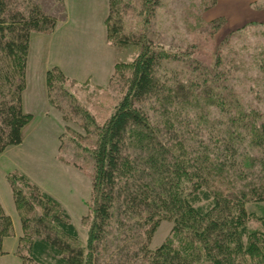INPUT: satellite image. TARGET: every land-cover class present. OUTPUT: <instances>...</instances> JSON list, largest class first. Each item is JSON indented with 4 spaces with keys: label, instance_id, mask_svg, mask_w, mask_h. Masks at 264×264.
Segmentation results:
<instances>
[{
    "label": "trees",
    "instance_id": "trees-1",
    "mask_svg": "<svg viewBox=\"0 0 264 264\" xmlns=\"http://www.w3.org/2000/svg\"><path fill=\"white\" fill-rule=\"evenodd\" d=\"M157 2L143 0L142 6L150 14ZM127 3L107 0V38L118 47L140 49L130 62L114 64L124 92L112 114L97 123L66 87L60 88L97 131L86 244L67 208L20 172L28 187L24 191L15 171L7 173L21 229L14 253L30 264H264V122L259 123V112L243 106L235 114L234 97L226 101L219 95L218 65L212 72L192 55L188 58L198 69L194 78L186 86L168 83L165 64L179 55L155 45L147 37L148 25L145 35L125 31L120 13ZM57 23L39 0H0V153L23 141L32 119L23 106L32 34L51 33ZM224 23L225 17L218 16L209 21L212 27L202 29L210 34ZM45 79L50 103L62 110L54 88L69 75L55 65ZM211 106H220L228 135L217 124H223L220 114L210 117ZM246 140L256 153L239 149ZM234 166L246 173L236 178ZM255 167L259 177L250 178ZM165 220L172 223L170 234L150 247ZM15 235L13 217L0 198V255L9 253L4 240Z\"/></svg>",
    "mask_w": 264,
    "mask_h": 264
},
{
    "label": "rangeland",
    "instance_id": "rangeland-1",
    "mask_svg": "<svg viewBox=\"0 0 264 264\" xmlns=\"http://www.w3.org/2000/svg\"><path fill=\"white\" fill-rule=\"evenodd\" d=\"M129 1L131 4L127 3L120 13L125 31H134L136 35L144 31L145 35L144 25L145 28L148 25L149 35L146 36L155 45L179 55L165 64L169 70L165 77L168 83L186 86L194 78L192 73H198L192 66L195 59L212 72L217 64L216 74L221 76L223 88L219 95L227 96L226 101L234 97V102L239 104L234 105L235 114L244 106L259 112L258 121L264 122V70L261 65L264 62V0H158L150 14L143 8V0ZM39 2L46 12L58 17V23L51 33L32 34L23 92L24 110L31 113L32 119L24 128L23 141L0 153V198L13 217L18 235L20 223L7 173L18 172L17 185L27 191L26 182L19 175L25 173L67 208L85 245L92 220L94 161L91 151L97 141V131L90 118L77 111L74 99L60 88L66 87L101 124L112 114L124 92V80L120 72L113 73L114 64L130 62L140 49L134 44L118 47L107 38L105 16L108 9L107 5L106 10L103 6L104 0H84L82 7L84 14H88L86 17L78 16L77 4L80 3L75 0ZM218 16H224L225 23L213 33L202 29L212 27L209 21ZM188 55L195 59L189 60ZM55 65L69 75L62 86L57 84L54 88V100L62 103V110L50 103L46 86V71ZM58 72L56 69L55 73ZM211 89L207 87V91ZM216 92L213 90L210 94ZM190 107L194 110L198 106ZM209 108L211 118H216L217 114L222 118L220 106ZM62 111L68 119L63 118ZM221 120L223 124L217 123L219 129L223 135H228L227 118ZM201 133L207 141L208 129L204 127ZM243 147L256 153L257 148L247 140L239 149ZM255 169L250 178L259 177V169ZM232 171L238 174L236 178L246 173L244 168L239 171L235 166ZM171 227L170 221H163L152 235L150 247L165 241ZM5 248L11 250V256L0 264H30L14 253V239L9 238Z\"/></svg>",
    "mask_w": 264,
    "mask_h": 264
},
{
    "label": "crops",
    "instance_id": "crops-1",
    "mask_svg": "<svg viewBox=\"0 0 264 264\" xmlns=\"http://www.w3.org/2000/svg\"><path fill=\"white\" fill-rule=\"evenodd\" d=\"M64 1H66V0H64ZM75 1H77L76 3H80V5H78L77 4V9L79 10V14H78V16H80V17H86V16H88V14H84V8L82 7V4L84 3L83 1L84 0H75ZM106 5H107V0H104V5L103 6H105V10H106ZM106 17V16H105ZM14 211V210H13ZM9 238H10V240L11 239H14V241L16 242V244H17V238H18V235L16 234L15 236H13V237H8V238H6L5 240H4V248H5V244H6V241L7 240H9ZM6 250H8V251H11L9 248L7 249V248H5ZM9 256H11V254H9V253H6V254H3V255H0V261L1 260H3V259H5V258H8Z\"/></svg>",
    "mask_w": 264,
    "mask_h": 264
}]
</instances>
